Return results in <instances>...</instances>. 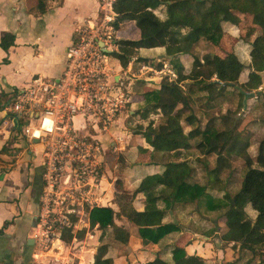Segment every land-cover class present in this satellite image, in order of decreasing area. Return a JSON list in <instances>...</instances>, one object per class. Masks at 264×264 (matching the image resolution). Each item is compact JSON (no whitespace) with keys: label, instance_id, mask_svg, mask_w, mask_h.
<instances>
[{"label":"trees","instance_id":"trees-1","mask_svg":"<svg viewBox=\"0 0 264 264\" xmlns=\"http://www.w3.org/2000/svg\"><path fill=\"white\" fill-rule=\"evenodd\" d=\"M47 1L37 0L36 9L44 10ZM158 7H162L161 15L156 11ZM114 10L116 23L133 21L140 33L139 38L119 39L116 56L120 63L126 66L133 55L137 56V60L152 62L151 58L139 54L142 43L147 42L163 46V58L176 72V77L170 78L165 74L158 85L133 94V101L140 105L136 112L147 120L146 124H136L135 130L147 143L136 145L138 154L166 151L173 156L163 163L160 172L151 174L148 181L141 179L133 188L117 179L114 196L117 207H91L88 213L90 225L98 223L100 238L107 227L112 228L113 238L124 244L129 240L130 229L116 219L128 220L136 226L141 244L148 245L180 229L179 223L163 220L168 209L177 202H194L196 209L202 208L206 214L222 209L216 219L223 222V227L215 234L222 241L221 247L227 248L230 242L232 246L238 243L240 248L251 252L245 264H264V238L257 247L251 241L260 233L264 236V138L260 139L253 159L247 150L250 145L248 133L235 130L236 122L228 114L223 115L222 122L231 120L229 127L215 128L212 125L213 117L203 126L199 122L192 126L199 121V115L191 110V94L204 90L208 98L213 99L223 94L228 86L236 87L245 64L233 50L223 54L213 53L205 59L193 56L189 67L180 61L183 55L191 53L190 47L200 39L207 40L211 46L219 45L226 33L221 25L222 20L229 21L237 28L250 27L253 29L250 43L256 50L247 64V78L238 85L245 90L258 89L261 84L258 71L264 68V0H115ZM215 15H219L218 19L214 18ZM13 43L12 32L0 33L2 48L7 49ZM235 89L243 97L239 89ZM258 97H264V91L257 94ZM185 112L187 114L184 115ZM159 116L160 119L157 118ZM185 125L190 128L185 130ZM12 130L19 132L20 129L13 126ZM193 138L196 140L194 143L191 142ZM7 145L6 142L0 147V154L8 153ZM191 146L203 154L216 155L215 165L208 170L209 177L204 184L188 179L192 166L186 158H181V154ZM233 154L241 156L246 164L240 185L232 194L225 192V197H213L206 189L215 186L221 171L230 166ZM119 161L125 163V157L122 155ZM139 192L146 198L143 209H137L133 204ZM246 206L255 210L253 220L246 215ZM7 223L8 220H5L0 233ZM108 246L106 241L98 244L94 254L95 264H113L107 255ZM138 264L207 263L199 256L187 254L183 241L176 239L171 245V261L156 254Z\"/></svg>","mask_w":264,"mask_h":264},{"label":"built area","instance_id":"built-area-1","mask_svg":"<svg viewBox=\"0 0 264 264\" xmlns=\"http://www.w3.org/2000/svg\"><path fill=\"white\" fill-rule=\"evenodd\" d=\"M114 1L98 0L95 20L76 25L57 77H32L30 84L15 88L1 107L5 119L11 121V127L21 129L31 149L38 146L35 153L41 158L42 210L33 224L36 232L31 237L37 256L31 264H74L75 252H70L71 246L57 235L59 229H68L72 241L79 245L77 250L84 251L83 240L71 233L75 223L67 216L74 210V200L79 199L76 205L80 209L83 202L88 204L85 215L89 225L90 208L107 206L93 197V189L110 166L108 150L115 151L114 143L121 140L113 129L118 126L119 111L133 102L129 74H133L137 61L133 55L123 66L116 56L119 39L128 37L117 33L120 21L116 23ZM141 69L159 74L164 67L142 62ZM168 71L176 77L173 69ZM21 117L38 121L22 126ZM61 177L59 186L57 179ZM53 203L55 206H51ZM48 204L50 211L43 217ZM78 254L76 264H89L83 253Z\"/></svg>","mask_w":264,"mask_h":264},{"label":"rangeland","instance_id":"rangeland-1","mask_svg":"<svg viewBox=\"0 0 264 264\" xmlns=\"http://www.w3.org/2000/svg\"><path fill=\"white\" fill-rule=\"evenodd\" d=\"M156 11L161 15L162 7H158ZM163 14V13H162ZM212 14V13H210ZM219 15H215L214 18L218 19ZM212 18V17H211ZM218 22V20H216ZM223 22V27L228 30L225 31V36L222 38L221 42L217 46H211L207 40L200 39V41L195 44L194 46L190 47L191 53L183 55L181 57L182 64L186 65L187 67L190 66L191 60L193 56H199L201 59H205L208 56H211L213 53H219L223 54L227 51L233 50L239 59L245 64L243 67L239 78L238 83L241 81H244L247 78V72L249 70L247 64L250 61L251 54L256 50L255 47H253L250 43V38L252 35L253 29L250 27H242L237 28L235 25L231 24L229 21ZM135 24L131 23L130 21H120V25L117 27V33L121 34L124 37H130L134 35V30H131L132 27ZM153 45L143 42L139 53L143 56H149L153 61V66H158V64L163 65L164 69L161 73L158 74V77H156V81L152 79H147L149 82L152 83V86L158 85L163 76L165 74H168L170 78H174L171 73L168 71V69H173L171 65L168 63L166 59L162 56H159L158 53L162 52V49H159L156 51L155 55L150 56L153 54ZM164 54V53H163ZM112 62L116 65V60L112 59ZM143 60H137L133 67H132V73L129 74L130 80H132L133 87V94L135 92H139L141 90H145L146 87L144 82L146 81L145 77L151 73V71H146L147 69H141V63ZM145 62V61H144ZM150 62V60H147L145 63ZM125 68V67H124ZM174 70V69H173ZM175 71V70H174ZM129 80V79H128ZM234 86H228L224 89L223 94H220L216 96L213 99L208 98V93L204 90H196L197 92L191 94V110H193L197 115H199V121L194 122L192 126L199 124L203 126L207 121H209L210 118L213 117V123L212 125L217 129H222L231 126L232 121L236 122L235 130L242 132V134L248 133L249 142L250 145L248 146L247 150L249 154L253 157V159L256 156L257 153V147L260 139L264 138V97H258L256 98V95L251 96L247 98V106L246 108L242 109V106L239 107V102L243 97H241L238 92L235 89ZM258 89H261V84L258 87ZM258 89H254L253 91H256ZM264 90V88H262ZM261 89V90H262ZM139 103L136 105V103L132 102L130 103L126 108L119 111V122L122 125L123 129V135H122V141H124V146L126 149L123 151H111L108 150L107 156H109L108 162L111 168H113V162H118L119 167L118 171H123L124 167L126 173L123 174L127 176L132 181L138 182L140 178L144 180H149L150 175H146V162H149V160L152 161H167L170 157L169 153L166 151L161 152H154L150 154L149 152H141L137 155V165L136 167L131 166L134 163V155L131 153H128L127 149L129 146L137 145V144H147L145 141V138L140 134V132H137L135 130L136 124L142 123L146 124L147 120L140 117V114L136 112V110L139 108ZM130 110H134L133 112H130ZM1 116L5 115L2 109L0 110ZM187 114V112L184 113V115ZM224 114H228L229 117H231L233 120H229L227 123L222 122V117ZM160 119L161 117H157ZM8 120V119H7ZM37 119H27L25 117L20 118V123L22 126L24 125H31L37 123ZM2 122L4 130H7L9 128V135L7 138V146H8V153L7 154H0V172L2 175L4 173L10 171L11 169L15 167H21V163H25L28 166H32V164H36V166L41 167V158L39 157V154L36 155L35 148L31 149V146L28 144L27 138L25 135H23L21 129L19 132H15L12 129L10 130L9 122ZM190 127L188 125H185V130H188ZM191 142H196V140L193 138L191 139ZM122 144V143H121ZM123 149V146H122ZM30 155H29V154ZM131 154V155H130ZM125 157V163H121L119 161L121 156ZM34 157V158H33ZM181 158H186L190 165L192 166V172L191 176L188 178L191 181H197L200 184H204L208 179V170L211 169L215 165V158L216 155L214 153L206 155L199 151L198 148L195 146H191L188 151H182ZM108 159V157H107ZM42 168V167H41ZM246 168V164L244 159L241 156H237L233 154L230 158V166L224 168L219 178L215 181V186L211 187L208 186L206 189L210 195L213 197H225V192L232 194L240 185L241 178L243 177L244 169ZM136 178V179H135ZM213 180V178H212ZM57 182L59 186H62L63 177L58 178ZM226 184L224 185L223 183ZM43 195V191H42ZM79 196V195H78ZM32 198H27L28 204L24 207V209L21 210L20 207H18L17 214H21L22 211L24 213V220L25 224L27 220L30 218V215L32 212L33 214L37 216L40 210H42L40 207L42 204H40V193L38 197V205L34 209L35 204L32 203ZM146 200V198L144 199ZM142 200V202L144 201ZM79 199L74 200L73 208L71 214H67L68 218L70 219L71 223H75V226H71V233L75 235V237L79 240H83L84 245V251L79 252L77 249L79 245L77 244V241H72V238L69 236L70 231L66 228L59 229L58 234L60 239L65 241L66 244L71 246L70 252H75V263L79 260V254L83 253L85 261L89 264H95L94 263V254L96 252L98 244L101 243V241L108 242V251L107 255L110 257L109 260L112 261L113 264H138L139 262L145 261L146 259H150L153 257L152 250H155L158 248L157 246L150 245L149 247H143L141 244L139 245V238L138 233L136 230V226L133 223H127L124 221V224L129 227L130 229V237L127 243H120L118 240L114 239L112 236V228L107 227L105 234L102 238H100L101 235V229L100 226L96 225H89L87 222V218L85 213L88 209V204L83 202V209H80V206H77V202ZM136 203L138 199L134 200ZM138 204V202L136 203ZM135 204V205H136ZM51 206H55V203H53ZM9 207V206H8ZM44 207V206H43ZM79 208L80 211L77 209ZM246 215L250 217L253 220V217L255 216V210L252 209L249 206L245 207ZM50 211L49 204L45 209H43L44 216L46 217V214ZM222 212V209H215L211 213H208L210 216L209 219H207L204 222L198 221L200 218L205 219V212L202 208L196 209L194 202H185L176 204L173 210L171 211V217L173 220H176L177 217L179 218L180 222L184 225L188 226L189 228L193 229V227H199V228H207L209 226H212V228H217L216 232L219 231L220 227H223V222L218 221L217 215ZM48 215V214H47ZM49 217V216H48ZM208 218V217H207ZM23 220V219H22ZM10 221H14V218H12ZM9 223V221H8ZM8 223L5 225L7 227ZM21 223V222H20ZM24 224V228H26V225ZM218 226V227H217ZM3 227V231L4 228ZM23 227V226H22ZM66 229V230H65ZM2 231V232H3ZM36 232V228H33V225L28 228L27 235L32 236V234ZM215 231L212 232V235H210V238L206 240V242L199 241L204 246L211 249L210 252L213 253H207V251L202 252L206 255V258L210 259V264H245V261L247 258L250 257L251 252L248 249L240 248L238 243L234 246H232L231 242L226 246L227 248H223L224 256L222 253V241L221 243H217L218 237L215 235ZM211 233L210 230L207 231V235ZM1 234V233H0ZM190 241H198L197 237H193L191 235ZM263 234H258L252 237V242L254 247H257V244L261 239H263ZM189 241V242H190ZM169 239H163L161 242V248L157 249L160 254L164 257H169L168 247L170 245ZM188 242V241H187ZM186 243V242H185ZM187 245V243H186ZM230 246L232 247V250L230 249ZM204 249V248H203ZM78 253H77V252ZM27 264H31L33 262V256L35 253L37 254L36 244L31 245L30 252H29ZM189 255H195L202 258L204 261L205 259L201 257V254L196 253H187ZM204 255V256H205ZM223 256V257H221ZM228 259H226V257ZM12 261H20L23 262V256L20 255L18 251H13ZM225 258V259H224ZM209 264L208 262H206ZM16 264V263H15ZM21 264V263H20Z\"/></svg>","mask_w":264,"mask_h":264},{"label":"crops","instance_id":"crops-1","mask_svg":"<svg viewBox=\"0 0 264 264\" xmlns=\"http://www.w3.org/2000/svg\"><path fill=\"white\" fill-rule=\"evenodd\" d=\"M36 2L37 0H0V33L2 31H10L14 34L13 44L7 49L0 46V110L2 104L10 96L13 90L20 86L30 84L32 77H57L64 66L66 48L73 39L74 28L84 20H95L98 13V0H48L47 6L44 10L36 9ZM130 22L134 24L133 21ZM223 29L228 31L224 27ZM131 30H134L133 38L140 37L139 29L136 25H134ZM152 49L154 53L150 56L155 55L156 51L159 49H162V52L158 53L159 56H162L164 53V48L161 45H153ZM4 58H6V60H4ZM151 74L153 73L151 72ZM156 77H158V74L150 76L152 81H156ZM144 84L148 87L149 85H152V83L147 80ZM133 111L134 110H130V112ZM7 121L9 122L8 124L11 125V121L9 119L6 120L3 115L1 116L0 112V147L6 143V137L9 135V128L4 130L2 124V122L7 124ZM12 128L13 127L10 126V130ZM113 131L114 133H119L122 137L123 129L120 122H118V126H116ZM123 143L124 141L122 140L114 143L115 152L126 149ZM127 151L134 155V163L131 166L136 167L138 165L136 162L138 155L137 146H129ZM164 162L165 161L152 160L146 162V175L160 172ZM113 163V168L109 166L108 171L101 178L99 185L93 189V197L100 200L101 202L99 203L102 205H109L116 208L117 205L114 200L115 192L117 190L116 180L120 179L123 181L124 185L133 188L142 178H140L138 182L137 180L132 181L123 174L125 168H128L129 166L124 167L123 171H118L117 167H119V163L117 161ZM21 165V167H15L4 173V175L0 172V227H2L5 220L9 221L7 227H5L4 231L0 234V264L21 263L20 261H12L13 251H18L21 256H23L22 252H24L20 243L22 235L25 232V211H22V213L18 215L17 210L18 207L22 210L26 202L28 204L26 199L29 197L32 198V195L36 191L35 189L38 188L39 190L40 186V166H36V164L28 166L25 163H21ZM124 173H126V170ZM135 199H138V204L133 201L134 206L137 209H143L146 203V200H144L145 195L142 192H139ZM142 200L144 201L142 202ZM31 202L33 203V200ZM179 203L177 202L175 205ZM175 205L171 209H168L163 220L179 223L180 229L171 231L164 235L157 243L148 245H142L140 237L138 236L139 245L141 244L143 247H149L150 245L157 246L158 248L152 250L153 257L158 254L165 260L171 261V245L176 239H180L183 241L186 253H199L202 255L201 257L205 259L206 255L202 250L209 253L211 249L209 246L207 248L199 241L206 242V240L210 238V235H212L213 232L212 226L204 229L199 227H193V229H191L181 223L178 217L176 220H173L170 215ZM159 206H162V204H159ZM25 208L26 207H24V209ZM209 217L210 216L206 214L205 219L200 218L198 221L204 222L209 219ZM12 218H14L13 222L10 221ZM29 220L30 218L27 222ZM116 221L123 224L124 221L131 223L128 220L116 219ZM157 221L158 220H155V222ZM203 230L205 232H202ZM208 230L211 231L209 235L206 234ZM216 231L217 230H215V232ZM195 233L204 234L208 236V238L200 237ZM191 235L197 237L198 241H190ZM163 239H169L170 241V245L167 249L169 257L161 255V250L159 252L157 251V249L161 248V242ZM221 249L224 256L223 248L221 247ZM210 259L206 258L205 262L210 264Z\"/></svg>","mask_w":264,"mask_h":264},{"label":"flooded vegetation","instance_id":"flooded-vegetation-1","mask_svg":"<svg viewBox=\"0 0 264 264\" xmlns=\"http://www.w3.org/2000/svg\"><path fill=\"white\" fill-rule=\"evenodd\" d=\"M41 169L42 168L40 167L39 168V175H40L41 180H40L39 190H38V188L35 189L36 191L32 195V200H33V203L35 204L34 209L38 205V201H39L38 197H39V193H40V190H41V184H42ZM33 213L34 212H32V214L30 215L31 216L30 220L28 222H26V224H25L26 225V228H24L25 232H24V234L22 235V238H21L22 240H21L20 246L22 247V250L24 251V252H22L24 258H23V262H21V264H27V260L29 259L28 256L30 254L29 253L30 252V247H31V245L33 244V241H34V240H32V243L29 244L28 241L32 237L30 235H27L28 228L31 227V225H33L34 221H35Z\"/></svg>","mask_w":264,"mask_h":264},{"label":"water","instance_id":"water-1","mask_svg":"<svg viewBox=\"0 0 264 264\" xmlns=\"http://www.w3.org/2000/svg\"><path fill=\"white\" fill-rule=\"evenodd\" d=\"M260 77H261V89L264 88V68L260 71H258ZM236 87L239 89V91L243 94V99H242V109L246 108L247 106V98L251 97V96H254L256 94H259L261 91H264L263 89L261 90H256V91H253V90H245L243 89L241 86L239 85H236ZM34 218H35V215H34ZM196 235L200 236V237H203V238H208V236L204 235V234H200V233H195ZM32 238L29 239L28 243H32ZM217 243H221V240L218 239V241H216V244Z\"/></svg>","mask_w":264,"mask_h":264}]
</instances>
